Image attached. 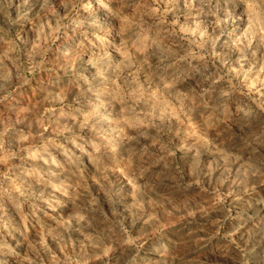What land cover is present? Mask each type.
<instances>
[{
    "label": "rangeland",
    "instance_id": "1",
    "mask_svg": "<svg viewBox=\"0 0 264 264\" xmlns=\"http://www.w3.org/2000/svg\"><path fill=\"white\" fill-rule=\"evenodd\" d=\"M0 264H264V0H0Z\"/></svg>",
    "mask_w": 264,
    "mask_h": 264
}]
</instances>
